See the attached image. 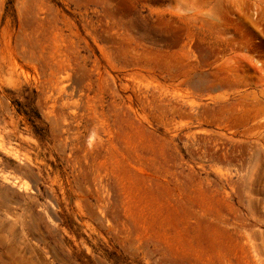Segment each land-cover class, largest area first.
Listing matches in <instances>:
<instances>
[{
	"label": "rangeland",
	"instance_id": "374dc122",
	"mask_svg": "<svg viewBox=\"0 0 264 264\" xmlns=\"http://www.w3.org/2000/svg\"><path fill=\"white\" fill-rule=\"evenodd\" d=\"M0 264H264V0H0Z\"/></svg>",
	"mask_w": 264,
	"mask_h": 264
},
{
	"label": "trees",
	"instance_id": "16d2710c",
	"mask_svg": "<svg viewBox=\"0 0 264 264\" xmlns=\"http://www.w3.org/2000/svg\"><path fill=\"white\" fill-rule=\"evenodd\" d=\"M36 129V128H35Z\"/></svg>",
	"mask_w": 264,
	"mask_h": 264
}]
</instances>
